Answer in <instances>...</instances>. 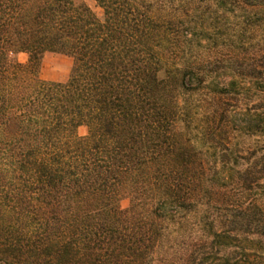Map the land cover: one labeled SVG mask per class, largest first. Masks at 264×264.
<instances>
[{
  "label": "trees",
  "instance_id": "1",
  "mask_svg": "<svg viewBox=\"0 0 264 264\" xmlns=\"http://www.w3.org/2000/svg\"><path fill=\"white\" fill-rule=\"evenodd\" d=\"M94 1L0 0V264H264V0Z\"/></svg>",
  "mask_w": 264,
  "mask_h": 264
},
{
  "label": "rangeland",
  "instance_id": "2",
  "mask_svg": "<svg viewBox=\"0 0 264 264\" xmlns=\"http://www.w3.org/2000/svg\"><path fill=\"white\" fill-rule=\"evenodd\" d=\"M88 7L98 16L102 17V11L99 9L94 0H83ZM15 60L25 64L28 61V55L19 54L15 57ZM73 60L71 58L57 55V54H46L42 60L40 76L43 80L56 83L66 82L72 72ZM80 136H85L87 130L82 128L78 131ZM129 200L124 199L121 202L123 209L129 208Z\"/></svg>",
  "mask_w": 264,
  "mask_h": 264
}]
</instances>
